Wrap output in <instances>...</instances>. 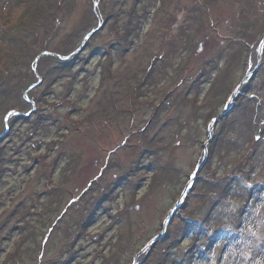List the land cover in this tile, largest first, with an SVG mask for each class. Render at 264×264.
Masks as SVG:
<instances>
[{"label":"rangeland","instance_id":"obj_1","mask_svg":"<svg viewBox=\"0 0 264 264\" xmlns=\"http://www.w3.org/2000/svg\"><path fill=\"white\" fill-rule=\"evenodd\" d=\"M263 36L264 0H0V264H264Z\"/></svg>","mask_w":264,"mask_h":264},{"label":"water","instance_id":"obj_2","mask_svg":"<svg viewBox=\"0 0 264 264\" xmlns=\"http://www.w3.org/2000/svg\"><path fill=\"white\" fill-rule=\"evenodd\" d=\"M262 43H264V36L260 39L259 45H262ZM258 59H259V53H258ZM257 63H258V60H256V62L252 65L251 69L246 70L244 77L241 79V81L235 86V88L231 92V96L228 99L229 102H231L236 97V94H237L238 90L242 87L243 83L246 82L252 76V74L254 73V71L256 69ZM227 111H228V108L225 107L219 116L214 117L209 121V123L207 125L208 139L203 144V150L199 156V159L197 160V163H196L194 169L192 170L191 174L189 175L188 181L186 182L181 193L177 197L175 204L172 206V208L170 209L168 214L165 216L163 223H162L161 232H164V230L166 228V224L170 221L172 215L178 209V206L180 205V203L182 202V200L184 199L186 194L191 190L193 183H194V180L197 177L198 171H200V169L204 165L205 161L207 160V144L211 140V138L213 137L214 125L218 121L219 118H222L226 115ZM161 234L154 236L153 238H151L150 240H148L146 242V244L141 248V250L138 251L137 254L134 256L132 264H138V261H141L143 259L142 255L146 251L148 246L152 242H154L159 237V235H161Z\"/></svg>","mask_w":264,"mask_h":264}]
</instances>
